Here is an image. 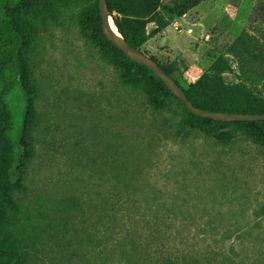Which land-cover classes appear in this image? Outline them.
<instances>
[{"label": "rangeland", "instance_id": "1", "mask_svg": "<svg viewBox=\"0 0 264 264\" xmlns=\"http://www.w3.org/2000/svg\"><path fill=\"white\" fill-rule=\"evenodd\" d=\"M95 1L44 0L22 13L37 119L0 250L26 264H264V148L236 124L191 123L177 99L159 109L125 86L88 29ZM186 18L154 10L142 46L186 89L241 35L264 45V0H203Z\"/></svg>", "mask_w": 264, "mask_h": 264}, {"label": "trees", "instance_id": "2", "mask_svg": "<svg viewBox=\"0 0 264 264\" xmlns=\"http://www.w3.org/2000/svg\"><path fill=\"white\" fill-rule=\"evenodd\" d=\"M43 1L0 0V234L10 229L17 214L14 194L22 191L24 167L33 154V129L37 119L39 88L28 66L27 49L31 34L26 29L22 13L31 14ZM124 1L125 5L118 6L115 0H108L110 14L126 40L142 50L152 37L146 25V17L151 12L163 7L172 18L179 19L203 0H179L169 7H164L163 0ZM89 14V18L91 15L96 18V27L88 29L96 30L94 35L98 37L103 59L118 67L125 86L145 92L155 108H166L168 100L177 99L184 106L191 123L192 119H202L236 124L250 140L264 148V120L220 121L195 115L156 73L108 39L102 27L99 0L91 2ZM159 22L160 26L166 27L170 18ZM89 34L94 36L91 32ZM249 36L248 33L241 35L227 51L220 52L214 63L189 88H184L175 79L195 106L218 111L264 113V70L255 67L258 63L264 64V45ZM151 57L175 78L171 68ZM234 63H237L236 67ZM234 72L238 79L236 82L224 79V73ZM161 89L166 92L163 97L159 94ZM209 134L213 137V128ZM167 260L168 264H178ZM0 264L26 263L20 252L14 249L8 252L0 250Z\"/></svg>", "mask_w": 264, "mask_h": 264}, {"label": "water", "instance_id": "3", "mask_svg": "<svg viewBox=\"0 0 264 264\" xmlns=\"http://www.w3.org/2000/svg\"><path fill=\"white\" fill-rule=\"evenodd\" d=\"M102 27L105 35L124 53L135 61L147 66L156 73L168 86V88L179 98L187 107L198 116L208 117L220 121H255L264 120V113H241L205 109L195 106L188 98L185 90L155 59L146 54L139 48L131 45L126 38L119 32V29L110 14L108 0H99ZM112 19V21H111Z\"/></svg>", "mask_w": 264, "mask_h": 264}, {"label": "built area", "instance_id": "4", "mask_svg": "<svg viewBox=\"0 0 264 264\" xmlns=\"http://www.w3.org/2000/svg\"><path fill=\"white\" fill-rule=\"evenodd\" d=\"M173 25L175 26V28L179 31H186L188 33L192 32V28L188 27V28H184L183 23H181L180 21H178V19L176 21L173 22Z\"/></svg>", "mask_w": 264, "mask_h": 264}, {"label": "crops", "instance_id": "5", "mask_svg": "<svg viewBox=\"0 0 264 264\" xmlns=\"http://www.w3.org/2000/svg\"><path fill=\"white\" fill-rule=\"evenodd\" d=\"M186 17H187V14H185L184 16H182V17L180 18V20H181V19H187ZM188 24H189V23H188ZM195 26H196V23H195V22L189 24V26H184V28H185V27H187V28H188V27L192 28V32H191V33H188V32H186V31H184V32H186L187 34H190V35L193 34L194 31H195V29H194Z\"/></svg>", "mask_w": 264, "mask_h": 264}, {"label": "bare ground", "instance_id": "6", "mask_svg": "<svg viewBox=\"0 0 264 264\" xmlns=\"http://www.w3.org/2000/svg\"><path fill=\"white\" fill-rule=\"evenodd\" d=\"M111 21H112V19H111Z\"/></svg>", "mask_w": 264, "mask_h": 264}]
</instances>
